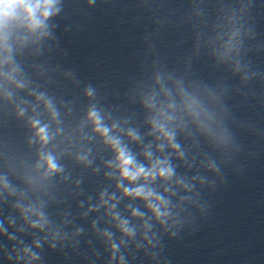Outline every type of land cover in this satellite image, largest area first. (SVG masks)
<instances>
[{"label":"clouds","instance_id":"obj_1","mask_svg":"<svg viewBox=\"0 0 264 264\" xmlns=\"http://www.w3.org/2000/svg\"><path fill=\"white\" fill-rule=\"evenodd\" d=\"M46 2H50V0H46ZM24 4L26 7V10L31 13L34 11L35 6H27L26 4V0H0V23H3V20L5 18H7L10 15L14 14V9L21 5ZM41 133L43 132V129L40 130ZM128 163H130V160L125 159L123 160V165H127ZM49 167L52 168L54 167V165L51 163V161H49ZM142 171V170H141ZM138 174V173H137ZM123 175L128 176L129 173L127 171V168L125 167V170L123 172ZM132 179H135V175H133L131 177Z\"/></svg>","mask_w":264,"mask_h":264}]
</instances>
